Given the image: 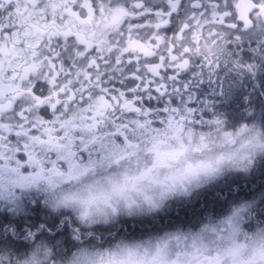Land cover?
<instances>
[{"label":"snow or ice","instance_id":"obj_1","mask_svg":"<svg viewBox=\"0 0 264 264\" xmlns=\"http://www.w3.org/2000/svg\"><path fill=\"white\" fill-rule=\"evenodd\" d=\"M184 3L0 0V198L18 199L16 189L37 186L45 174L57 207L119 195L130 203L111 225L78 214L83 223L108 229L98 237L106 244L121 236L163 237L173 241L170 264H181L189 249V264H223L231 250L222 254L212 247L216 239L197 231L153 227L121 234L120 228L128 218L162 219L176 200L157 206L147 195L146 177L154 171L155 156L150 134L179 138L173 134L195 130L207 147L205 134L223 132L226 142L234 143L222 120L202 122L191 109L185 114L161 101L182 90L175 84L184 71L195 66L201 73L215 72L231 59L236 32L257 21L264 24V0H188L191 11L172 29ZM138 195L149 203L138 202ZM242 220L236 217L219 232L234 234ZM96 240L92 235L87 244ZM33 249V264L41 253L46 264L74 255H59L40 244L0 245V264H22ZM108 255L112 264L127 259L123 250Z\"/></svg>","mask_w":264,"mask_h":264},{"label":"clouds","instance_id":"obj_2","mask_svg":"<svg viewBox=\"0 0 264 264\" xmlns=\"http://www.w3.org/2000/svg\"><path fill=\"white\" fill-rule=\"evenodd\" d=\"M229 133L234 143L226 142L228 138L223 132L205 134L203 143L207 144V147H203L200 133L196 131L190 138H175L171 133L168 137L154 134V171L146 177L149 181L146 185L147 195L152 198V202L159 206L172 199L186 198L194 190L228 172L249 170L258 157L264 156V128L241 124ZM221 155L223 159L220 158ZM38 185H43L51 191L47 174L39 180ZM103 186L107 187V184ZM135 198L140 203H149L143 195ZM56 203L55 201V205ZM129 203L125 197L113 195L110 199L69 204L66 207L74 209L77 214L87 213V220L91 222L98 217L114 213V209L116 213L119 208H127ZM252 214L253 205L250 202L232 205L224 215L209 218L201 223L197 233L210 236L221 227L227 228L229 222L235 223L236 217H242L243 222ZM242 222L237 232L231 235L226 232L225 239L212 247L220 249L222 254L231 250L224 257L223 264H264V223L254 224L248 229L242 227ZM172 243L173 241L160 237L144 242L125 241L104 248L83 246L76 249L74 255L64 264H112L108 254L119 250H123L127 257L125 264H170L173 259ZM190 259L189 249L187 255L181 256V264H189ZM22 264H33L31 256L22 261ZM35 264H40L39 258Z\"/></svg>","mask_w":264,"mask_h":264},{"label":"flooded vegetation","instance_id":"obj_3","mask_svg":"<svg viewBox=\"0 0 264 264\" xmlns=\"http://www.w3.org/2000/svg\"><path fill=\"white\" fill-rule=\"evenodd\" d=\"M160 2L161 7H163L164 0H160ZM149 4H152V0H149ZM190 11L188 0H185L180 11L172 19V29L178 28L184 22ZM236 36H239V40L229 47V51L232 53L231 59L222 63L215 72H209L207 69H204L201 73L200 69L195 66L190 70L184 71L180 74L175 84V87L182 88V90L176 94L170 93L169 96L163 98L161 102L166 104L171 103L173 107L184 111L185 114H187L188 109H191L195 119H220L229 122L232 126L251 124L264 128V24L257 21L252 27H242L236 32ZM209 51H219L221 54L224 53V50L204 49V52ZM201 54H203V52ZM235 60H239L240 63L244 65L251 64L253 67L251 70L246 67L237 68L234 63ZM217 105H228L229 108L227 111H222L224 109H215ZM241 105H245L246 108L241 109L238 107ZM179 135L181 136V134ZM21 173L23 174L22 169ZM44 188L47 187L37 185L30 189L15 190L16 195L21 196V199L26 201L25 209L20 208L13 210L10 203L11 199H4L3 206H0V238L2 237V232L11 231V233L14 232L18 234V238H20L23 243H26V234L29 232H41L43 228L46 227L42 221H38L39 225L36 228L28 227L26 223L27 219L38 215L37 219L39 217L42 220V214H46L48 218H50L51 215L58 216V219L55 220L58 222V226L61 225V227L64 228V226L68 225L70 232L76 230L73 222V212H67L66 209L52 211L45 207L43 203ZM244 189L245 187L237 188L238 191ZM244 201L246 200H241L238 203ZM227 205L229 208L235 205V203L231 205V202H229ZM29 206L30 208L27 209ZM225 213L216 217H220ZM243 222V227L248 229H251L254 224H256L255 222H253L254 224L251 223V215L248 216V219L246 217ZM199 227L200 226H198L197 229ZM126 228L125 230H127ZM184 229L193 230V228ZM149 238L150 237H147L145 239ZM142 240L143 239L127 240L119 238L109 247L125 241L134 243ZM5 241H7V238L4 239V242ZM74 251L75 250H73V252Z\"/></svg>","mask_w":264,"mask_h":264},{"label":"trees","instance_id":"obj_4","mask_svg":"<svg viewBox=\"0 0 264 264\" xmlns=\"http://www.w3.org/2000/svg\"><path fill=\"white\" fill-rule=\"evenodd\" d=\"M238 107L241 109L246 108L245 105ZM228 108V105L215 106V109H224L222 111H227ZM240 187H245V189L238 191L237 188ZM241 200L252 202L253 214L251 215V223H264V156L258 157L253 163L251 170L247 173L241 171L228 172L223 178L210 183V185L204 188L196 190L191 196L176 199L169 205L167 211L161 214L162 219L145 220L143 222H138L131 218L126 219L120 225L122 229L121 234L139 233L146 228L153 227H182L187 229L193 228L194 230L208 218L225 213L230 208H228L227 205L229 202H231L232 205L233 203L237 204ZM29 208L30 206L27 209ZM37 216L38 215L28 218L26 223L28 227L36 228L39 222L42 221L46 227H44L41 232H29L26 234V243H23L21 239L18 238V234L14 232H2L0 245L5 247L28 248L37 243H43L54 249L59 255H67L69 252H73V250L83 246L92 248L111 246L98 238L101 235L100 232L106 233L108 231V229L100 225L93 227L75 225L76 230L70 232L68 225L64 226V228H62L61 225L58 226V222L55 221L58 219V216L51 215V217L48 218L46 214H42V220L39 217L37 219ZM125 228L127 230H125ZM92 235L97 237L96 242L87 244L91 242ZM5 238H7V241L4 242ZM119 238L127 239L124 236ZM145 238L147 237L142 239ZM134 239L140 240L141 238L137 237L131 240ZM115 242L116 240L113 241L112 245ZM63 261L65 260L60 257L57 258V262Z\"/></svg>","mask_w":264,"mask_h":264},{"label":"rangeland","instance_id":"obj_5","mask_svg":"<svg viewBox=\"0 0 264 264\" xmlns=\"http://www.w3.org/2000/svg\"><path fill=\"white\" fill-rule=\"evenodd\" d=\"M199 121H202V122H207V121H210L209 119H202V118H199L197 119ZM224 123V128H225V131L229 132L230 130H234L235 128H237L239 125L237 126H232V124H230L229 122L227 121H223ZM202 127H214V126H208L206 123L202 124ZM195 132V130H189L188 132H184L181 136L179 134H175L174 136H179V137H182L183 135L184 136H188L189 138L193 135V133ZM252 167V166H251ZM250 167V169H251ZM249 169V170H250ZM249 170L247 171H243V172H248ZM227 174V173H226ZM223 176L219 177L218 179L220 178H223ZM217 180V179H216ZM215 181V180H214ZM214 181H211L209 183H207L206 185L198 188V189H201V188H204L208 185H210V183L214 182ZM65 188L67 186H64ZM45 190L43 191V199H44V205L45 207H47L48 209H51L52 211H59V210H63V209H66L67 212L68 211H71L74 213L73 215V222H74V225H78V226H82V227H93V226H96V225H90V224H85L83 223L82 221L79 220V217H78V214L76 213V211L74 209H71V208H66V207H63V206H60V207H57L55 205V201L52 199L51 197V193L50 191H48L47 189L48 188H44ZM196 189V190H198ZM194 190L191 195L196 191ZM190 195V196H191ZM244 202H250L252 204L251 201H244ZM11 203V208L14 210V209H25L26 208V201L25 200H22L21 199V196L18 195V199L16 200H11L10 201ZM242 203V202H241ZM4 204V198H0V206L2 207ZM127 211L126 208H119L118 212L116 213H109L107 216H101V217H98L95 219V223H99V224H110V223H113L116 221V219H118L119 215L125 213ZM70 213V212H69ZM71 214V213H70ZM72 215V214H71ZM244 224V222H242ZM243 227V225H242ZM199 229V228H198ZM197 230H192V231H198ZM209 237L213 238V239H216L217 240V244H219L221 241H223L226 237V232H219V229H217V231L213 234H211ZM157 238H149V239H143L142 241L140 242H144V241H147V240H155ZM135 243V242H134ZM37 244H40V245H44V246H48L47 244H43V243H37ZM49 247V246H48ZM34 252V249L33 250H30V254H29V257L31 256V254ZM39 260H40V264H46V261L44 260V257H43V254L41 253L40 257H39ZM66 261V260H65ZM57 262V264H64V262Z\"/></svg>","mask_w":264,"mask_h":264}]
</instances>
